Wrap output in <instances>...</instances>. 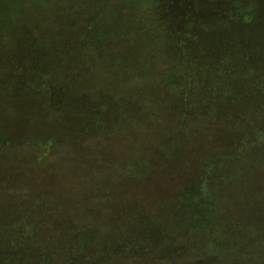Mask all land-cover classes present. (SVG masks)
<instances>
[{"label": "trees", "instance_id": "1", "mask_svg": "<svg viewBox=\"0 0 264 264\" xmlns=\"http://www.w3.org/2000/svg\"><path fill=\"white\" fill-rule=\"evenodd\" d=\"M24 29L69 79L23 136L0 91V264H264L229 193L264 170V0H0V80ZM49 146L65 182L39 198ZM165 173V197L140 191Z\"/></svg>", "mask_w": 264, "mask_h": 264}, {"label": "rangeland", "instance_id": "2", "mask_svg": "<svg viewBox=\"0 0 264 264\" xmlns=\"http://www.w3.org/2000/svg\"><path fill=\"white\" fill-rule=\"evenodd\" d=\"M27 20L29 21L25 22L28 24L26 27H32L34 30L38 31L41 27H43L48 19L47 17L36 13L35 19L30 16ZM31 39L33 40L32 33L29 30L24 29L19 39L20 47L16 48V54L14 55L12 62L8 63V71L5 77L0 80V91H2V93L7 97L9 105L11 104V108L16 116V130L11 136L25 135L26 133L24 128L26 126L27 117H29L28 114L33 112L35 109H38L37 106L43 108L47 105L49 97L55 92L52 91L50 96H48L47 88L55 89V82L58 84L57 81H68L69 79L68 73L65 75L66 73L63 71H58L60 68L57 67V63L37 61V55H34L31 50ZM63 64V62L59 63V65ZM146 65H149V70H152V72L155 71L153 73L154 75L157 74V71L167 68L166 62H160V68H158V70L155 68V64L153 62H148ZM51 67L55 69V75L48 74L49 68ZM98 76L101 77V75ZM104 87L107 89L106 86ZM42 121L45 126L48 125V121L44 119ZM47 129L50 130L52 128L49 127ZM54 134V132L51 133L50 131L45 130L43 132V137H45L46 140L51 138ZM153 140L154 139L152 138L150 141H147V150L149 145L148 157L151 155L150 159L156 161L160 160L162 157L160 156V149L156 148L157 145H152ZM215 150L217 151V148H215L211 153L214 154ZM47 152L46 156H44L45 159L41 161L42 163L40 162L41 165L38 167L40 172L46 176V188L38 193L37 197L39 198H53L54 195H59L61 190L56 189L55 186H60L62 182H65L64 178L62 176L60 177V173L56 172L57 165L52 164L56 160L55 156L59 154L57 148L49 146ZM185 163L186 160H183L182 162L177 159H173L172 161V164L177 167L178 172H180L182 176L187 173L185 167L182 168V165L185 166ZM195 174L196 173H194V175ZM176 176H171V180L168 182V174L165 173L164 175L149 177L142 181V183H137V185H139L140 191H150L153 192L154 198L155 193L157 196H161L162 198L167 195L168 187L172 184V182H176L181 177V175ZM243 178H245L244 183L230 189V211L235 215L244 216L245 219H248L251 224L257 226L261 232L264 233V170L259 169L253 171V169H250L241 179ZM185 183L186 181L182 183V186ZM179 191L181 192L182 189H173L171 192L173 193V198L179 195ZM75 195L77 196L78 193ZM163 208L167 211V205ZM159 210H161V208Z\"/></svg>", "mask_w": 264, "mask_h": 264}]
</instances>
